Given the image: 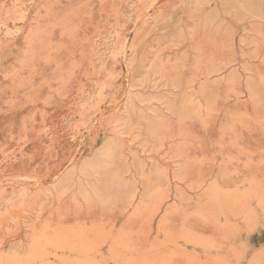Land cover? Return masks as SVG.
Masks as SVG:
<instances>
[{"label":"rangeland","instance_id":"1","mask_svg":"<svg viewBox=\"0 0 264 264\" xmlns=\"http://www.w3.org/2000/svg\"><path fill=\"white\" fill-rule=\"evenodd\" d=\"M253 1L0 0V264H264Z\"/></svg>","mask_w":264,"mask_h":264},{"label":"bare ground","instance_id":"2","mask_svg":"<svg viewBox=\"0 0 264 264\" xmlns=\"http://www.w3.org/2000/svg\"><path fill=\"white\" fill-rule=\"evenodd\" d=\"M253 0H245V4L248 6V7H250V8H252V6L253 5H255V4H253ZM247 7V8H248ZM240 10V9H239ZM240 12V11H239ZM237 14V13H236ZM239 15V14H238ZM257 15V14H256ZM236 16V15H235ZM239 18V17H238ZM101 157H102V159L104 158V159H106V160H110V157H111V155H110V152L108 151V150H106L104 153H102V155H101ZM99 159V158H98ZM99 161H100V159H99ZM111 161V160H110ZM90 164H88V166H89ZM91 166V168H92V170L94 171V173H98V171H99V164L98 163H93V164H91L90 165ZM90 168V167H89Z\"/></svg>","mask_w":264,"mask_h":264}]
</instances>
